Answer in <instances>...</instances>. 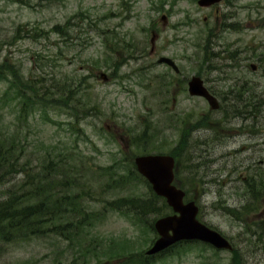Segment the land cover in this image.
Returning <instances> with one entry per match:
<instances>
[{"label": "rangeland", "instance_id": "1", "mask_svg": "<svg viewBox=\"0 0 264 264\" xmlns=\"http://www.w3.org/2000/svg\"><path fill=\"white\" fill-rule=\"evenodd\" d=\"M162 14L168 16L166 27L160 21ZM223 15H227L226 26L222 24L218 29L216 21L220 24ZM155 23L159 29L151 34ZM210 33H214L212 40L207 39ZM152 36L157 37L154 46L155 51L160 49L158 56L172 58L180 69L178 74L166 65H158V58L149 60L144 55L124 61L122 51L128 44L141 50L139 55L145 54ZM173 38L179 41L166 46ZM209 42L215 56L204 61L209 60L204 53ZM230 54L249 59L248 65L238 58L228 59ZM1 64L4 68L0 73L7 78H0V133H12L19 124L18 106L15 100L10 101L16 90L10 88L15 80L12 68L23 80L44 81L48 98H59V88L66 85L67 90L79 88L83 103L96 108L95 116L83 118L80 125L59 109L36 113L25 126L29 146L22 162L34 168L38 162L31 155L52 151L53 155H83L95 169L109 167L119 156V149L128 148V139L137 143L129 147L132 156L140 152L167 154L178 147L186 133L187 139L176 155L178 186L197 201L199 220L219 230L240 250L242 264H264V233L254 226L259 222H254L252 214L245 215L257 204L248 203L244 198L247 192L241 188L248 173L249 178L264 175V0H225L212 8H201L195 0H0ZM253 64L258 65L256 71L250 68ZM100 71L113 78L102 80ZM198 73L220 101L226 94L224 103L232 96L235 109H244L243 100L254 93L257 111L246 120L223 119L221 112L210 113L203 99L191 97L186 91L187 81ZM175 77L182 82L178 89L169 86ZM54 93L56 96H52ZM191 114L196 122L210 114L219 140L214 131L205 129L189 139L188 127L181 124L180 118L191 120ZM76 128L80 134L84 130L89 141L78 139ZM148 137L149 143L145 144ZM196 140L215 142L211 144L214 154L197 155L196 150L202 146L198 141L194 149ZM198 162L201 171L195 179L189 166ZM201 178L208 184L202 186ZM211 179L217 183H210ZM16 181L21 183L22 176ZM118 185V190L111 192L112 199L128 195L149 200L151 196L142 180L131 183L128 177ZM92 195L95 199H88L89 203L103 209L108 198L99 200V193ZM261 200L257 211L264 196ZM224 206H244L240 219L232 218ZM158 216L144 219L150 222ZM95 226L75 243L49 234L6 247L0 245V264H53L56 260L69 264L84 249L113 264L124 253H143L155 237L143 227L145 224L110 209ZM173 251L155 264L231 262L229 252L215 254L201 242H190Z\"/></svg>", "mask_w": 264, "mask_h": 264}, {"label": "trees", "instance_id": "2", "mask_svg": "<svg viewBox=\"0 0 264 264\" xmlns=\"http://www.w3.org/2000/svg\"><path fill=\"white\" fill-rule=\"evenodd\" d=\"M210 45L211 42L204 53L215 56ZM10 72L15 77L10 88L13 91L16 89L10 101L15 100L18 106L19 124L12 133L8 130L0 133V245L6 247L11 243L39 239L49 234L75 243L87 230L97 228L95 225L98 220L102 215H108L109 209L130 211L138 218L163 215L170 210L165 200L155 194L149 200L129 196L112 199L111 192L118 190L120 181L122 183L128 177L131 183L142 179L135 169L131 170L132 159L127 153H123L116 164L97 169L89 165L83 155L81 158L78 155H53L52 151L31 155L38 162L34 168L29 162H22L29 146L25 126L36 113L45 114L49 110L59 109L73 123L80 125L83 118L95 116L96 108L83 103L79 88L70 87L67 90L65 85L59 88V98H48L44 81L23 80L15 68L10 69ZM0 78L6 79L7 76L0 75ZM7 94L6 98H10ZM52 96H56V93ZM81 132L77 129L78 139H88L85 131ZM144 142L149 143V137ZM19 176H22L21 183L16 181ZM93 193H99V200L108 198L103 209L89 203L88 199H95ZM109 258L112 260L113 256ZM118 258L122 260L119 264H144L142 258L145 259L143 253H124ZM93 260H96L94 264L110 262H103L99 255L84 249L69 264H91ZM53 264L64 263L56 260ZM231 264H241L239 254L235 255Z\"/></svg>", "mask_w": 264, "mask_h": 264}, {"label": "water", "instance_id": "3", "mask_svg": "<svg viewBox=\"0 0 264 264\" xmlns=\"http://www.w3.org/2000/svg\"><path fill=\"white\" fill-rule=\"evenodd\" d=\"M221 0H200L204 7L211 6ZM174 65L170 60L159 61ZM176 71L178 69L175 67ZM191 95L203 96L208 99L211 107H219L217 100L203 86L200 78L194 77L189 83ZM139 173L153 185L154 191L167 199L168 204L176 212L173 216L159 219L155 227L160 234L149 255L157 254L182 240H202L212 243L217 248L231 249L230 243L218 232L212 231L197 221L198 207L194 202L184 203L185 193L173 185L175 160L168 155H147L136 158ZM179 214V215H178Z\"/></svg>", "mask_w": 264, "mask_h": 264}, {"label": "flooded vegetation", "instance_id": "4", "mask_svg": "<svg viewBox=\"0 0 264 264\" xmlns=\"http://www.w3.org/2000/svg\"><path fill=\"white\" fill-rule=\"evenodd\" d=\"M223 20V21H226V15H223L221 18H220V20ZM218 21V20H217ZM158 29H159V24H153L152 26H151V33H156L157 31H158ZM157 34V33H156ZM179 41V40H178ZM175 38H173L172 39V41H167V43H168V45H166V46H172V45H174V44H176L177 42H178ZM160 52V49L158 48L156 51H155V48H154V50L153 51H151V48H150V51H149V53L147 54V55H145V58H147V59H159L162 55H159L158 56V53ZM139 53L138 52H136L135 54H133V55H130L129 57H127V59L126 60H136V59H138V58H142V57H144V56H142V54H140V55H138ZM158 56V57H157ZM236 58H238L239 59V62H246L247 63V65H248V62H249V59L248 60H245L243 57H241V56H237V57H232V59H234V61H235V59ZM236 63H238V62H236ZM240 64V63H239ZM252 64V63H251ZM162 65H166L167 67H168V69L170 68V69H172V67L171 66H169L168 64H162ZM254 66L255 67H253V65H250V68L252 69V68H254L255 69V71L257 70V68H258V65L257 64H254ZM173 72H174V70H173ZM175 73V72H174ZM178 74V73H177ZM177 77V76H176ZM176 77H175V79H173V82L172 83H170L169 82V86H174V88L175 89H178V87L180 86V84H182V82H180V80L179 79H176ZM188 83H189V81H187V88H188ZM168 86V85H167ZM180 89V88H179ZM174 90V89H173ZM181 90V89H180ZM212 90L213 89H211L210 88V92L212 93ZM214 91V90H213ZM213 94V93H212ZM214 95V94H213ZM202 99V98H201ZM204 101H205V103L206 104H208V102L205 100V99H203ZM165 103H167V100L165 101ZM175 103H176V99H174L173 98V107H175ZM209 112L210 113H213L214 111H212V110H209ZM191 120H190V118L189 117H185L183 120H180V122H181V124H185V126H187L188 127V130H187V132H188V135H189V139L191 138V136L192 135H195L196 134V132H199L200 131V129L202 130V129H205L206 131L207 130H212V131H214L215 132V135H214V137H215V139H216V137H219V133H218V131L217 130H215L214 128H213V126H214V124H213V122L210 120V114L209 115H207V117H205V118H203V117H201L200 118V120L199 121H194V116L191 114ZM217 124H220V121H218V123ZM204 131V130H203ZM184 132V131H183ZM186 139H187V134L185 133L184 135H182V137H181V142L179 143V145H178V149L180 148V146H181V144L183 145V143L182 142H185L186 141ZM198 141L199 142H201V148H198V146H197V144H198ZM213 143H215V142H210V141H208V140H196L195 141V143L194 144H192V146H193V148L194 149H197L196 151H198V152H196V153H198L197 155H213L214 154V149L211 147V144L214 146V144ZM211 150H213L212 152H211ZM211 182H213V184H215L217 181L215 180H211ZM256 220H258V219H262V218H264V204H263V206L261 207V209H260V211L256 214Z\"/></svg>", "mask_w": 264, "mask_h": 264}]
</instances>
